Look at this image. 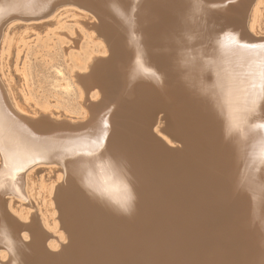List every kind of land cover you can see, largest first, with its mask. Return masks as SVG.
<instances>
[{
  "label": "bare ground",
  "instance_id": "bare-ground-1",
  "mask_svg": "<svg viewBox=\"0 0 264 264\" xmlns=\"http://www.w3.org/2000/svg\"><path fill=\"white\" fill-rule=\"evenodd\" d=\"M261 34L264 0H0V198L61 166L0 264H264Z\"/></svg>",
  "mask_w": 264,
  "mask_h": 264
},
{
  "label": "rangeland",
  "instance_id": "rangeland-1",
  "mask_svg": "<svg viewBox=\"0 0 264 264\" xmlns=\"http://www.w3.org/2000/svg\"><path fill=\"white\" fill-rule=\"evenodd\" d=\"M82 12H84L90 18V20L97 21V17L94 14H92L91 12L85 11V10H82ZM36 21H39V20H36ZM26 22H28V21H26ZM261 35L264 36V34H261ZM30 37L27 38V39H29V40L33 39L32 35ZM21 58H22V56H21ZM31 59H33L32 56H31ZM37 59H39V58H37ZM25 110H27L26 112L29 111L27 108ZM47 166H52L53 170L54 169L61 170V166L59 164H56V163H46V162L36 163L33 166V175H32L33 177L30 178L29 183H28L29 186L30 185H32V186H30V187L28 186L29 188L27 189V191L25 189H22V192H24V194H13V193H8V192L2 194V196L0 198V204H4L5 207L7 208V210H10V209H8V206H9V204H11L12 205L11 207L14 210L15 214H17L19 212V210H22V211L24 210L25 214H28V219L31 218L33 215L38 217L39 215H37V214H39L38 213L39 212L38 211V209H39V207H38L39 206L38 205L39 201L37 200L38 199L37 192H36V188L34 189V187L39 183L41 176L43 177V183H45V184H48V182L50 180L52 181V178L50 180L47 179V175L46 174L49 173V171H46L47 169L45 168ZM41 169H43V170L41 171ZM54 172L51 170L49 175H52ZM62 174L63 173H61V175ZM34 177H35V179H34ZM82 177H84L85 179L88 178L87 176H82ZM36 180L38 181V183H37ZM55 183H56V181L54 180L52 182V184H55ZM31 190H33V192ZM45 194H47V193H45ZM41 202H42V200L40 199V203H39L40 205H41ZM51 202L53 203V206H54L53 208H54L55 214L57 216L59 212H58V209L56 208V200H55L54 197H51ZM40 210H41V208H40ZM8 213L9 214L11 213V216L14 215V213H12L10 211H8ZM19 219H20V217L18 218V220ZM47 219L49 220V217ZM20 221H21V219H20ZM22 222H24V220H22ZM38 222L40 224L41 220L38 219ZM58 222H59V220H58ZM43 224L44 223L40 224L39 227L42 228L43 230H45L46 227ZM45 231L47 232L48 230H45ZM20 233L24 234L23 230H21ZM25 234H28V232L26 230H25Z\"/></svg>",
  "mask_w": 264,
  "mask_h": 264
},
{
  "label": "clouds",
  "instance_id": "clouds-1",
  "mask_svg": "<svg viewBox=\"0 0 264 264\" xmlns=\"http://www.w3.org/2000/svg\"><path fill=\"white\" fill-rule=\"evenodd\" d=\"M113 179L115 180L116 178L114 177ZM82 186L85 188L86 191H89L90 193H94L97 197L103 196V198H107L105 194H102L101 192H96L94 189L89 188L87 184H82ZM128 187H129V191L131 192L130 185ZM134 201H135V196L133 193L126 200L117 204L116 207L120 213L124 215H130L134 210Z\"/></svg>",
  "mask_w": 264,
  "mask_h": 264
},
{
  "label": "water",
  "instance_id": "water-1",
  "mask_svg": "<svg viewBox=\"0 0 264 264\" xmlns=\"http://www.w3.org/2000/svg\"><path fill=\"white\" fill-rule=\"evenodd\" d=\"M31 131H32L31 128L27 129V132H28V133H31Z\"/></svg>",
  "mask_w": 264,
  "mask_h": 264
}]
</instances>
